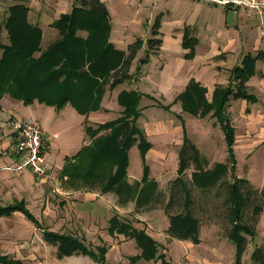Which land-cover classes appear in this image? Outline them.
I'll return each mask as SVG.
<instances>
[{"label":"trees","instance_id":"obj_1","mask_svg":"<svg viewBox=\"0 0 264 264\" xmlns=\"http://www.w3.org/2000/svg\"><path fill=\"white\" fill-rule=\"evenodd\" d=\"M29 11L30 7L25 4L12 5L4 21L9 43L0 41L3 49L0 57V101L9 94L25 104L39 101L59 110L71 104L88 117L92 111L102 108L108 90L134 79L131 66L145 41L137 38L127 49L117 47L111 41V15L102 0H76L70 12L62 13L52 23L59 31V37L45 48L42 47L43 29L30 21ZM160 18H156L154 37L147 40L148 48L139 59L138 69L149 61L150 53L158 52L162 44ZM2 26L0 24V37ZM197 43L196 29L187 25L183 40L184 47L189 49L187 58L193 57ZM255 60L248 55L244 66L235 68L229 85L218 84L212 102L206 97V88L194 79L179 95L184 111L201 117L213 112L217 117L228 143L226 162L208 166L207 157L187 137L183 122L185 136L179 154V168L177 176L170 182L169 196L166 195L158 180L149 173L146 156L150 144L144 130L137 124L142 114L141 100L150 95L124 89L118 95L119 104L123 107L121 115L97 123V127H93L86 118V133L91 140L77 153L66 157L60 171L63 182L74 189L115 192L119 204L134 201L137 211L161 207L169 219L167 233L180 240L199 243L204 219L216 222L237 246L234 264H243L248 236L256 237L258 223L264 213V186H255L247 177L237 173L236 130L227 113V104L238 98L257 101L247 85L251 76L257 73ZM158 104L170 108L160 101ZM135 144L141 151L144 173L141 180L131 182L128 168L130 149ZM192 165L195 168L191 178H187L185 174ZM16 210L23 212L43 230L46 242L56 247L58 258L83 254L101 264H109L106 244L89 246L78 235L46 228L24 202L0 206V217ZM109 231L112 235L117 232L136 240L141 252L132 256V261L145 259L174 264L160 252L161 244L152 235L128 220L121 221L118 215H114L110 219ZM251 259L252 264H264V244L253 250ZM0 264L28 263L0 253Z\"/></svg>","mask_w":264,"mask_h":264},{"label":"crops","instance_id":"obj_2","mask_svg":"<svg viewBox=\"0 0 264 264\" xmlns=\"http://www.w3.org/2000/svg\"><path fill=\"white\" fill-rule=\"evenodd\" d=\"M18 1L10 4L7 12L0 13L3 16L0 19V24L3 27L4 21L9 15L10 6L15 4L30 5V3L23 0ZM68 1L71 0H66L65 3L64 0L38 1L40 3L37 7L29 6V19L43 29L45 23L52 24L62 13L72 10L75 0L71 1L70 5L72 6L64 7L63 5H69ZM102 1L106 4L111 15V41L117 47L127 49L128 45L137 38H142L145 41L143 48L132 63L131 73H134L136 68L139 67V59L147 51V40L154 37L152 29L154 20L158 16L161 17L159 30L162 44L157 53H150L147 63L140 65V70L143 71L140 78L133 79L128 84L123 82L108 90L103 98L102 108L92 111L88 117L79 113L73 106L69 107L68 105L70 104L59 110L53 105H47L39 101L25 104L22 100L15 99L9 94H5L0 101V206L24 202L39 220L40 217L48 218L51 215L50 212H54L55 216L59 213L70 219V229L73 232L67 229L59 230L58 232L65 233L64 231H70L73 234L77 233L75 229H78L79 233H86V231L90 232L95 229L102 243L100 245L106 242L110 244L113 238L109 231L110 211L124 215V210L122 211L115 204L118 198L116 193L112 191L101 192L99 189L70 188L64 185L63 179L60 177V171L65 164L66 157L77 153L84 144L89 142V136L85 128L86 118L93 123H104L110 120L108 117L111 111H114L117 116L121 114L123 107L119 104L118 95L122 90L133 87L135 89L139 88L143 93L153 97V99L146 101L149 107L160 106L155 100L158 99L164 105L170 106L171 111L169 110V112H171L172 116L183 117L184 112H189L183 110L179 95L185 91L191 80H196L206 88V97L208 101L212 102L216 86L218 84L229 85L235 75V68L243 67L244 60L248 55L255 57L257 73L251 76L247 81V85L249 92L257 97V101H249L245 98L231 99L227 104V113L230 112L228 115L236 130L235 153L239 139L238 122H244L242 124H244L243 128L245 130L241 137L249 139L247 140L249 154L253 155L258 148L264 145V38L260 33L257 15L246 17L243 6L224 5L214 0ZM2 8V5H0V9ZM3 10L5 9L3 8ZM34 15L36 18H33ZM187 25L196 29V36L198 37V43L195 46L192 58L186 57L189 49L183 45L185 27ZM6 33L8 36L7 30ZM55 37L56 34L53 35L51 42L56 39ZM3 43H9V38L8 41ZM2 53L3 49L0 48V57ZM107 99L110 103L114 100L115 102L118 101L119 106L115 105V102L113 106L106 105L105 100ZM145 99L146 95L142 100L145 102ZM175 105L178 108H174ZM63 113H69L70 117L80 121L82 125L78 136L70 138L63 149L60 147L54 148L55 140L61 135L60 129L56 124H60L58 121L61 120L60 116H63L61 115ZM197 117L200 118L199 120H207V125L210 126V130L207 128L206 131L209 139L213 140L217 132V136L222 138L224 141L223 145L227 146L228 150L225 133L213 112L205 117ZM18 118H36L41 122L45 133L49 137L45 155L56 176H58L55 179L51 178L47 181H42L30 169L22 174H16L10 170V166L16 161V156L11 150L16 140V132L11 121ZM255 133L258 136L255 137ZM183 142L180 140V147H182ZM207 143L211 144V142ZM214 143L216 145V142ZM196 144L198 145V143ZM147 155L150 157L151 153H147ZM207 159L211 163H215V160L208 157ZM177 161H179V157ZM178 168L179 163L177 168H175L176 171ZM128 174L129 179L133 182L141 180V178L133 177L130 170H128ZM158 182L163 185L160 180ZM59 195L62 196L59 197ZM57 197L59 199L57 208L52 209L50 206L52 198ZM131 203H133L131 204L133 208L136 203L134 201ZM39 205H41V208H37ZM132 208H130V212ZM155 211L148 210L143 213L146 216L145 219L141 215L138 216L147 222L149 227H152L153 216L151 215ZM3 222L12 225L11 227L13 228L16 222H20L22 228L17 230L14 228L12 233H21L26 236H32L36 228L35 224L23 212L18 210L10 215L1 216L0 223ZM72 225L76 228H73ZM167 228L168 226H166L165 230ZM201 232H203V229ZM118 235L122 234L118 233ZM42 236L44 237L43 233ZM84 241L86 242V240ZM193 244L199 245L201 243H192V248ZM53 247L56 251V247ZM0 253L9 255L1 251ZM82 255L73 254L59 259L68 260ZM20 259L28 264H34L30 256L22 255ZM193 259L200 261V254L198 256L193 254Z\"/></svg>","mask_w":264,"mask_h":264},{"label":"rangeland","instance_id":"obj_3","mask_svg":"<svg viewBox=\"0 0 264 264\" xmlns=\"http://www.w3.org/2000/svg\"><path fill=\"white\" fill-rule=\"evenodd\" d=\"M0 1V5H2V7L5 9H0V13L7 12V8L10 4L19 2L18 0ZM23 1L30 3L29 6L37 7V5L40 3L38 1L41 0ZM43 1L45 0H42V2ZM65 1L66 0H64V3ZM71 1H68L69 5L63 6H72L70 5ZM2 17V14H0V19H2ZM33 18H36V16L34 15ZM155 21L156 19L154 20L153 25ZM43 31V47H47L50 44L54 34H56L55 38L59 37V31L52 24L45 23ZM8 38L9 37L7 36L6 30L2 26L0 41L6 42L8 41ZM142 72V70L136 68V71L134 72V79L140 78ZM129 82L130 80H126L124 81V84H128ZM131 89L135 88L133 87ZM135 90L142 92L139 88H136ZM148 99L151 100L153 99V97L151 95L146 96L145 102L141 100L140 107L142 109V115L138 118L137 124L142 128V130H144L147 140L150 144L147 153H151V156H146V164L149 168V173L151 177H156L161 181L163 185H160V188L164 191V193H167L166 195L169 194L170 182L177 176V171L175 168H177V165L179 163V161H177V158L179 157V152L182 148L179 146V142L180 140L181 142L184 141V124L187 132V137L195 144L198 143V145H196L199 147V150L204 157L206 156L208 158H211L215 160L214 162H226L228 160L227 146L223 145L224 141L222 140V138H219L217 136L216 131V136L214 137V139H209V135L206 133V131L210 126L207 125L206 119L199 120L200 118H198L197 116L185 112L183 113V117H178V115L172 116L171 112H169V110L171 111L170 108L166 109L165 107L160 106H154L152 108L149 107L146 104V101H148ZM155 100L156 102H158V99ZM114 102L115 100L111 101V103L108 102V99L105 100V103L108 106H113ZM115 105H118V101L115 102ZM68 106L72 107L71 104ZM174 108L178 107L175 105ZM61 115L63 116H60L61 120L58 121L60 122V124H56L60 129L61 135L55 140L53 147H60L63 149L65 143L67 144L70 138L78 136L82 124H80V121H77L74 118L70 117L69 113H63ZM116 116V113L114 111H111L108 118L112 120L116 118ZM89 123L93 125V127H97L98 125L97 123H93L90 121ZM242 123L244 122H238L239 139L236 146L237 173L239 176L247 177L255 186L262 187L264 186V145L258 148L253 155L249 154V144L247 143V140L249 139L241 137L245 130V128H243L244 124ZM256 136L258 135L255 133V137ZM88 140L90 142L91 139L88 138ZM207 142H211V144ZM214 142H216V145ZM208 164V166H212L214 163H211L208 160ZM194 168L195 165H192L187 170L185 174L187 178H191V174ZM128 170H130V173L133 177L139 179L143 177L144 164L142 162L141 151L138 144L133 145L130 149V165ZM64 185L67 186L66 183H64ZM196 191L198 192V190ZM61 196L62 195H59V197ZM57 199L58 197L52 198V203L50 205L52 209H54L55 207L57 208L59 202V199ZM115 204H117L122 211L124 210V215L110 211L111 218L114 215H118L121 221L128 220L133 226L137 227L138 229H145L161 244L160 252H163L166 256V259L172 261V263L174 264L234 263V260L236 258L237 246L227 237L224 228L216 222L213 223L209 222L208 219H204L203 226L201 227V230L203 229V232H201L200 234L201 241L199 242L201 244H193L194 246L192 248L191 244L194 243L193 241L180 240L170 236L167 233V230H165V228L166 226H168L169 219L163 208L158 207L153 209L156 210L154 214L151 215L153 216V226L149 227L147 222L139 218V216L141 215V217L145 219L146 216L143 213L147 211H137L136 205H134V207L132 208L131 204L133 203L131 202L127 203L126 205L119 204L118 198L115 201ZM37 208H41V205H39V207ZM130 208H132L131 212ZM35 210L37 211V209ZM50 213L51 215L48 218L40 217V221H42V224L46 228L54 231L67 229L73 232V230L70 229L71 221L69 218L64 217L59 213L56 216L54 215V212ZM11 226L12 225L5 222L0 223V251L8 253L12 257L21 258L22 255L30 256L31 261L34 264H100L98 262H95L91 257L83 255L68 260H60L55 255V248L51 244L47 243L46 240H44V237L42 236L43 231L39 227L35 228V232L32 236H26L25 234L21 233H12L14 228L15 230L22 228V224L20 222H16L14 228ZM72 226L73 228H76L74 225ZM75 230L77 231V233L73 234H76L80 238L86 240V243L90 244L89 246L95 247L98 244H102L99 238V234L96 233L95 229L90 232L86 231V233H79L78 229ZM70 231L64 232L71 234ZM105 244L108 247L107 260L109 264H160L159 260L146 261L145 259H140L132 261V256L139 254L141 250L137 246V242L135 239L123 234H113L111 243L107 244L106 242ZM263 244L264 213H262V216L259 220L258 233L256 237L252 238L248 236L247 249L242 257L243 264H252L251 255L253 250L257 246H261ZM193 254L196 256L200 254L201 260L197 261L193 259Z\"/></svg>","mask_w":264,"mask_h":264},{"label":"built area","instance_id":"obj_4","mask_svg":"<svg viewBox=\"0 0 264 264\" xmlns=\"http://www.w3.org/2000/svg\"><path fill=\"white\" fill-rule=\"evenodd\" d=\"M221 4H233L245 8V16L257 15L259 29L264 38V0H214ZM16 132V140L11 150L16 156V161L10 166V170L16 174L32 170L38 179L47 181L57 176L53 167L47 160L45 149L49 137L45 133L41 122L36 118H18L11 121Z\"/></svg>","mask_w":264,"mask_h":264}]
</instances>
